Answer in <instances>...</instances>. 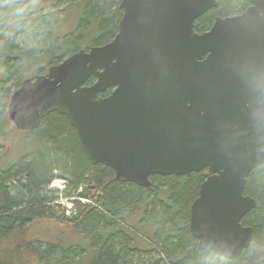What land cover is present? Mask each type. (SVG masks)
<instances>
[{"label": "water", "instance_id": "1", "mask_svg": "<svg viewBox=\"0 0 264 264\" xmlns=\"http://www.w3.org/2000/svg\"><path fill=\"white\" fill-rule=\"evenodd\" d=\"M248 1L199 32L194 20L218 0H120L113 38L23 79L7 116L30 131L65 115L85 158L121 183L207 168L189 231L198 248L235 259L253 232L241 223L256 206L246 178L264 163V0Z\"/></svg>", "mask_w": 264, "mask_h": 264}, {"label": "trees", "instance_id": "2", "mask_svg": "<svg viewBox=\"0 0 264 264\" xmlns=\"http://www.w3.org/2000/svg\"><path fill=\"white\" fill-rule=\"evenodd\" d=\"M84 1L86 5L83 17L73 31L55 36L51 23L47 20L41 21L39 15H36L38 13L25 17L24 9L14 19L11 40L6 41L0 37V58L6 65L5 78L0 80V120L5 92L10 87L9 73L12 72L11 68L15 66V62L19 65L16 75L21 79L25 72L24 65H30L37 51L40 52L38 61L45 59L46 63L57 64L69 54L81 48L87 49L82 45L87 39L88 45H101L113 38L122 16L118 2ZM247 5L248 0H218L216 7L206 10L196 18L194 29L200 31L208 28L216 16L240 13ZM29 20L31 23L26 26L24 23ZM4 23L6 24V20ZM18 35L20 37H17ZM94 80L95 77L91 76L87 82L92 83ZM14 86L17 87V83ZM111 90L112 88H109L101 96L109 94ZM31 131L38 133L40 139L36 152L28 159H25L26 156L24 160L0 166V236L10 232L16 225L22 226L21 224L38 218V215L44 212V208L37 204L30 203L26 209L22 205H10L7 198V179L13 183L26 180L37 193L40 186L48 184L53 176L52 171L63 173L66 181L70 172L77 180V185L82 183L86 187L85 191L90 192L95 187L96 193L100 194L96 202L82 205V210L75 214V219L79 221L76 224L82 235L85 231L93 235L92 242L98 248L101 260L109 264H132V256L146 251L143 247L131 248L128 237L124 232L117 230L123 226L116 225L111 219L120 215L122 220L126 221L131 217H123L127 213H140L148 220L154 232V241L150 238L145 240L159 246L158 252L165 264H238L248 258V264H264V163L248 173L244 188V193L256 200V206L241 219L243 225L253 228L251 241L239 257L229 260L213 254L207 247L198 248L197 239L189 231L191 200L198 195L199 185L207 175L206 168L192 171L189 176L152 175L149 187L121 183L112 178L114 171L110 167L100 163L91 164L85 158L65 115L52 111ZM80 192L84 194L79 196L83 199L91 201L93 198V195L89 197L82 189ZM17 207L23 209H16ZM103 213L109 217L103 219ZM105 228L109 229L104 230ZM134 233L138 238L144 237L137 231ZM25 248L30 255H36L37 260L43 259L44 264H80V260L72 254L73 250L69 246L49 244L42 252L38 251V246Z\"/></svg>", "mask_w": 264, "mask_h": 264}, {"label": "rangeland", "instance_id": "3", "mask_svg": "<svg viewBox=\"0 0 264 264\" xmlns=\"http://www.w3.org/2000/svg\"><path fill=\"white\" fill-rule=\"evenodd\" d=\"M83 1L84 0H0V37L2 36L6 41L11 40L12 33H14V19L19 15L18 13H21L24 9L25 17L30 16L31 13H38L36 15H39L41 21L47 20L51 23L50 26L55 36L73 31L77 28L83 17L82 15L86 5V1ZM115 2H118L119 6L120 0H115ZM5 20L6 24L4 23ZM30 23L31 20L24 24L27 26ZM17 37H20V35ZM88 42L87 39L82 45L88 48L91 46L88 45ZM39 53L38 51L36 52V56L31 59L29 66L24 65L23 69L25 72L21 79H18L16 75L19 68L16 62L15 66L11 68L12 72L9 73L11 75L10 87L5 92L6 97L4 96L0 120V166H7L12 162L15 163L24 160L23 158L26 156L25 159H28L32 153L36 152L35 149H38L40 146L38 133L35 131L26 133L24 130L16 129L6 113V105L10 94L20 85L21 80L33 78L36 74L46 73L48 68L53 65L44 62L45 59L38 61ZM22 66L23 65H21V67ZM4 68H6V65L0 58V80L5 78L6 72ZM19 71L22 72L21 69ZM21 72H19V74ZM16 83L18 85L17 87L14 86ZM52 172L53 176L48 181V184L40 186L37 193H35L36 189L30 187L26 180L22 182L16 181L14 183L10 179L6 180L9 183L8 185L6 182L8 185L7 198L10 205H22L26 209L30 203L37 204L44 208V212L38 215V218L25 222L21 224L22 226L19 225L17 227L16 225L10 232L0 236V264H44L42 262L43 259L37 260L35 256L30 255L25 246H29L30 248L32 246H38V251L42 252L49 244L60 245L62 247L69 246L73 250L72 254L80 260V264H109V262L101 260L98 248L92 242L93 235L88 234L86 231L82 235L76 224L79 221L75 219V214L82 210V205H87V202H96L100 194L96 193L95 187H93L90 192L85 191L86 187L82 183L77 185V180L70 172H68L67 181L64 179L63 173H59V171ZM81 189L89 195V197L93 195L91 201L79 197L80 195H84L81 194ZM194 199L191 200V203ZM16 209L23 208L17 207ZM135 212H137V210ZM103 215V219L109 217L105 213H103ZM125 215H131V217L126 221H123L120 215L118 218H111L116 225L123 226L118 227L117 230L122 233L124 232L128 237L131 248L143 247V249L146 250L132 256V264H165L164 259L160 257L161 255L158 252L159 246L154 242L145 240V238H150L154 241V232L148 220L140 213L133 215L127 213L124 214L123 217ZM115 227L116 226H114V228ZM108 229L109 228H105L104 230ZM136 231L144 237L138 238L134 233ZM45 241H48V243H45ZM209 250L213 254H216L211 249ZM249 259L250 258L244 259L238 264H248L247 262Z\"/></svg>", "mask_w": 264, "mask_h": 264}, {"label": "flooded vegetation", "instance_id": "4", "mask_svg": "<svg viewBox=\"0 0 264 264\" xmlns=\"http://www.w3.org/2000/svg\"><path fill=\"white\" fill-rule=\"evenodd\" d=\"M248 4H249V1H248ZM248 6V5H247ZM230 15V14H229ZM223 16H226V15H223ZM196 23V19L194 20V24ZM212 24V23H211ZM210 27V26H209ZM208 27V28H209ZM193 28H194V25H193ZM208 28H205V29H202V30H200L199 32H203V31H205V30H207ZM195 30V29H194ZM196 31V30H195ZM47 73V72H46ZM46 73H41V74H46ZM28 131V130H27ZM31 131V130H30ZM204 169V168H203ZM202 170V169H201ZM206 170H207V168H206ZM200 171V170H199ZM209 174V172H208V170H207V175ZM207 175L205 176V178L207 177Z\"/></svg>", "mask_w": 264, "mask_h": 264}, {"label": "bare ground", "instance_id": "5", "mask_svg": "<svg viewBox=\"0 0 264 264\" xmlns=\"http://www.w3.org/2000/svg\"><path fill=\"white\" fill-rule=\"evenodd\" d=\"M36 256V255H35ZM230 260V259H229Z\"/></svg>", "mask_w": 264, "mask_h": 264}, {"label": "clouds", "instance_id": "6", "mask_svg": "<svg viewBox=\"0 0 264 264\" xmlns=\"http://www.w3.org/2000/svg\"><path fill=\"white\" fill-rule=\"evenodd\" d=\"M120 7V6H119ZM54 65V64H53Z\"/></svg>", "mask_w": 264, "mask_h": 264}]
</instances>
